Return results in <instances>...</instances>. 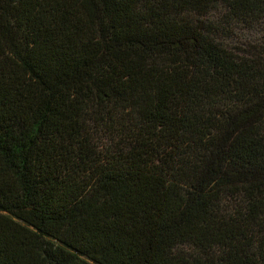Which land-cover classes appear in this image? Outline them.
Wrapping results in <instances>:
<instances>
[{"label":"trees","instance_id":"obj_1","mask_svg":"<svg viewBox=\"0 0 264 264\" xmlns=\"http://www.w3.org/2000/svg\"><path fill=\"white\" fill-rule=\"evenodd\" d=\"M239 26L264 0H0V264H264Z\"/></svg>","mask_w":264,"mask_h":264},{"label":"rangeland","instance_id":"obj_2","mask_svg":"<svg viewBox=\"0 0 264 264\" xmlns=\"http://www.w3.org/2000/svg\"><path fill=\"white\" fill-rule=\"evenodd\" d=\"M220 13V10L214 11L210 19L217 20ZM263 33L264 32H262V30L259 28L247 29L243 26H239L232 31L224 33V36L221 40H223L224 43L229 45L231 48L253 50V46H259L260 40L263 37Z\"/></svg>","mask_w":264,"mask_h":264}]
</instances>
